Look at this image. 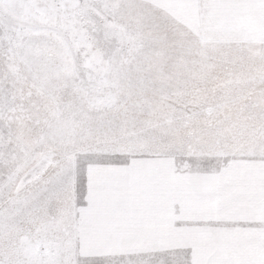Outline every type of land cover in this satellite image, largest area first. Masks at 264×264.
I'll list each match as a JSON object with an SVG mask.
<instances>
[{"label": "snow or ice", "instance_id": "1", "mask_svg": "<svg viewBox=\"0 0 264 264\" xmlns=\"http://www.w3.org/2000/svg\"><path fill=\"white\" fill-rule=\"evenodd\" d=\"M0 264H264V0H0Z\"/></svg>", "mask_w": 264, "mask_h": 264}]
</instances>
